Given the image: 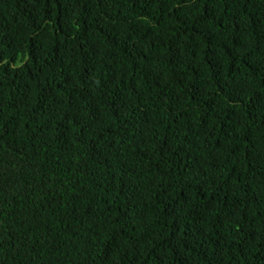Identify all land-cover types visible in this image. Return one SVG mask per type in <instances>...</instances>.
Listing matches in <instances>:
<instances>
[{
  "label": "trees",
  "instance_id": "16d2710c",
  "mask_svg": "<svg viewBox=\"0 0 264 264\" xmlns=\"http://www.w3.org/2000/svg\"><path fill=\"white\" fill-rule=\"evenodd\" d=\"M0 264H264V0H0Z\"/></svg>",
  "mask_w": 264,
  "mask_h": 264
},
{
  "label": "clouds",
  "instance_id": "9594fccd",
  "mask_svg": "<svg viewBox=\"0 0 264 264\" xmlns=\"http://www.w3.org/2000/svg\"><path fill=\"white\" fill-rule=\"evenodd\" d=\"M170 125H171V124H170V121H169V123L166 125V127L164 128L163 131L169 129V128H170ZM180 133H181V127L177 128V129H175V130L173 131V134H174L175 138H177V137L180 135Z\"/></svg>",
  "mask_w": 264,
  "mask_h": 264
}]
</instances>
